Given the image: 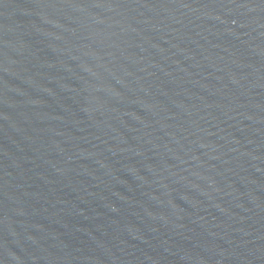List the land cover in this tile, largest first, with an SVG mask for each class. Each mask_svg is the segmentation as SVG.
I'll list each match as a JSON object with an SVG mask.
<instances>
[{
  "label": "water",
  "instance_id": "obj_1",
  "mask_svg": "<svg viewBox=\"0 0 264 264\" xmlns=\"http://www.w3.org/2000/svg\"><path fill=\"white\" fill-rule=\"evenodd\" d=\"M0 264H264V0H0Z\"/></svg>",
  "mask_w": 264,
  "mask_h": 264
}]
</instances>
